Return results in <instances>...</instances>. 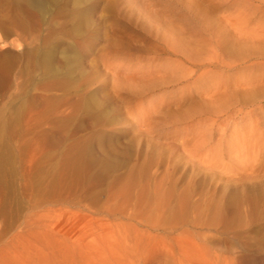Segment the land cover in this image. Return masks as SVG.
I'll return each mask as SVG.
<instances>
[{
  "label": "rangeland",
  "instance_id": "374dc122",
  "mask_svg": "<svg viewBox=\"0 0 264 264\" xmlns=\"http://www.w3.org/2000/svg\"><path fill=\"white\" fill-rule=\"evenodd\" d=\"M29 1L0 0V264H264V0Z\"/></svg>",
  "mask_w": 264,
  "mask_h": 264
},
{
  "label": "bare ground",
  "instance_id": "6f19581e",
  "mask_svg": "<svg viewBox=\"0 0 264 264\" xmlns=\"http://www.w3.org/2000/svg\"><path fill=\"white\" fill-rule=\"evenodd\" d=\"M32 1H33V3H37V4H39V5L41 4L40 6L45 5V4H42L40 1H37V0H31V2H32ZM41 1H42V0H41ZM29 2H30V1H29ZM31 2H30V3H31ZM35 7H38V6H35ZM44 7H45V6H44ZM253 32L255 33L256 31H253ZM254 33H253V34H254ZM256 34H257V33H256ZM258 34H261V33H258ZM262 34H263V33H262ZM260 36H262V35H260ZM47 59H48V58H47ZM43 60H44V59H43ZM49 67H50V66H49ZM251 79H253V78H251ZM242 81H243V80H242ZM245 81H246V79H245ZM247 81H248V80H247ZM255 81H256V80H255ZM238 83H242V82H241V81H240V82L238 81ZM238 83H237V87H241V89H243L242 87L244 86L245 83H247L246 85H248V84L253 85V84H254L253 82H251V83H250V82H244L243 84H239V85H243V86H239ZM252 83H253V84H252ZM233 84H234V83H233ZM223 85H224V84H223ZM233 86H234V85H233ZM254 86H255V85H254ZM254 86H253V87H254ZM223 87H224V86H222V89H223ZM237 87H236V88H237ZM253 87H251V90H252ZM263 87H264V85H263ZM226 88H227V87H226ZM232 88H233V87H232ZM247 88H250V86L247 87ZM261 88H262V87H261ZM227 89H228V88H227ZM238 89H239V88H237V90H238ZM263 89H264V88H263ZM218 90H221V89H218ZM225 90H226V89H225ZM233 90L236 91L235 88H234ZM245 90H246V88H245ZM249 90H250V89H249ZM249 90L247 89V91H249ZM207 91H208V90H207ZM216 91H217V90H216ZM230 91H231V90H230ZM240 91H241V90H240ZM240 91H239V92H240ZM236 92L238 93V91H236ZM236 92H233V93H231V94H234V93H236ZM241 92H242V91H241ZM243 92H244V90H243ZM261 92H262V90H261ZM208 93H209V92H208ZM208 93L205 92V94H208ZM237 93H236V94H237ZM244 93H245V92H244ZM211 94H212V90H211V92H210V94H209V99H211V98H210V95H211ZM216 94H217V92H216ZM218 94H219V91H218ZM231 94H230L229 96H231V98H233L234 96L232 97ZM240 94H243V93H240ZM246 94H247V93H246ZM213 96H215V95H213ZM213 96H212V98H213ZM222 96L224 97V95H220V98H221ZM229 96H228V97H229ZM255 96H256V95H255ZM223 97H222V98H223ZM231 98H229V99H231ZM239 98H240V97H239ZM247 98H248V97H247ZM218 99H219V98H218ZM233 99H235V98H233ZM233 99H232V100H233ZM236 99H237V98H236ZM219 101H220V100H219ZM224 101H225V100H224ZM230 101H231V100H230ZM221 102H222V101H221ZM227 102H228V101H227ZM216 105H217V104H216ZM216 105H215V106H216ZM220 105H221V104H220ZM224 105H226V104H224ZM222 107H223V106H222ZM218 109H219V106H218ZM216 110H217V108H216ZM216 110H215V111H216ZM217 111H218V110H217ZM217 111H216V112H217ZM225 114H226V113H225ZM258 121H259V120H258ZM253 122H254V121H253ZM254 123H256V120H255ZM254 123H252V124H254ZM260 123H261V121H260ZM250 124H251V123H249V125H248V123H247V126L249 127ZM208 125H209V124H207L206 126H208ZM206 126H204V127H206ZM209 126H210V125H209ZM244 126H245V125H244ZM258 126H262V125L258 124ZM202 127H203V126H202ZM202 127H201V128H202ZM242 127H243V125H242ZM245 127H246V126H245ZM252 127H253V126H251V129H253ZM236 128H238V126H237ZM246 128H247V127H246ZM254 128H255V127H254ZM262 128H263V127H262ZM262 128H261V127H260V129L257 128V131L261 132ZM203 129H204V130H203ZM203 129H200V131L202 130V132H203V131H204V132L206 131V132L209 133V131H207L208 129H206V128H203ZM234 129H235V128H234ZM196 130H197V129H196ZM212 130H213V128H212ZM246 130H247V132H245V134H247L248 132H249V133L251 132V130H250V131H249L248 129H246ZM263 130H264V129H263ZM200 131H199V133H200ZM222 131H223V130H222ZM222 131L220 132L221 134L224 133V131H223V133H222ZM236 131H237V129H236ZM204 132H203V135H204ZM206 132H205V133H206ZM213 132H214V131H213ZM234 132H235V131H234ZM252 132H253V131H252ZM255 132H256V130L254 131V133H255ZM257 133H258V132H257ZM262 133L264 134V132H261V135H262ZM200 134H201V135H200ZM200 134H199L200 137L196 134V135L198 136V137H197V138H198V142H197V140H196V142H195L196 144L194 143L195 145H197V143L199 144V138H201V137H202V138H203V137L206 138L205 136H206L207 134H205V136H202V133H200ZM245 134H244V135H245ZM250 134H251V133H250ZM252 134H253V133H252ZM255 134H256V133H255ZM255 134H254V136H255ZM259 134H260V133H259ZM234 135H235V134H234ZM236 135H237V133H236ZM236 135H235V136H236ZM240 135L242 136L243 134H239V136H240ZM247 135H248V137L251 136V137H249V138H251V139H249V138H246V139L250 140V141H249L250 143L253 142L254 140H252V139H254V136H253V135H249V134H247ZM256 135H257V134H256ZM261 135H260V136H261ZM263 136H264V135H263ZM263 136H261V137H263ZM210 137H211V136H210ZM236 137H237V136H236ZM245 137H246V135H245L244 137H241V139H242V138H245ZM252 137H253V138H252ZM207 138H208V137H207ZM258 138H259V136H258ZM195 139H196V137H194V140H195ZM210 139H211V138H210ZM263 139H264V137H263V138H260V140H262V141H263ZM194 140H193V142H194ZM206 140H207V139H206ZM234 140H235V139H234ZM234 140H233V142H232V141H229L230 143H228V146H229V144H231V143L234 144ZM236 140H240V138H239V139L236 138ZM236 140H235V141H236ZM251 140H252V141H251ZM256 140L258 141V139H256ZM260 140H259V141H260ZM220 141H221V140L216 139V142H218V145L216 144V145H217L216 147L221 146V143H222V142H220ZM240 141H241V140H240ZM242 141H243V140H242ZM259 141H258V142H259ZM262 141H260V142H262ZM193 142H191V144L188 143L190 147H191V145L193 144ZM210 142H211V141H210ZM219 142H220V143H219ZM237 142H238V141H237ZM246 142H247V140H246ZM258 142H255V143L257 144ZM238 143H239V142H238ZM242 143H243V142H242ZM242 143H239V144H242ZM194 144H193L192 147L195 146ZM201 144H204V143H201ZM201 144L199 145V147H201ZM205 144H206V143H205ZM207 144H208V142H207ZM226 144H227V143H226ZM232 144H231V145H232ZM243 144H245V142H244ZM246 144H248V143H246ZM263 144H264V143H263ZM186 146H187V145H186ZM197 146H198V145H197ZM204 146H205V145H204ZM206 146H207V145H206ZM206 146H205V147H206ZM228 146H227V147H228ZM187 147H188V146H187ZM190 147H188V148H190ZM192 147H191V148H192ZM199 147H197V150H198ZM202 147H203V146H202ZM202 147H201V148H202ZM205 147H203L204 149H203V148H202V149H203V150L208 149L207 147H206V149H205ZM221 147H222V146H221ZM252 147H253V146H252ZM255 147H256V145H255ZM219 148H220V147H219ZM225 148H226V146H225ZM225 148H223V150H224ZM231 148H232V147H231ZM231 148H230V150H233V149H234V147H233V149H231ZM240 148H241V147H240ZM249 148H250V147H248V150H249V152H250V149H252V148H250V149H249ZM259 148H261V147H259ZM221 149H222V148H221ZM246 149H247V148L244 149V147H243V149L241 150L242 152H241V151H240V152L243 153V151L246 150ZM253 149H254V148H253ZM253 149H252L251 154H253V151L255 150V149H254V150H253ZM199 150H200V149H199ZM199 150H198V151H199ZM212 150H213V149H212ZM212 150H211V151H212ZM214 150H215V149H214ZM248 150H246V153H248ZM193 151L195 152V150L192 149V150H191V154H192ZM198 151H197V152H198ZM215 151H218V150H215ZM234 151H235V150H234ZM234 151H233V152H234ZM236 151H237V150H236ZM236 151H235V152H236ZM194 152H193V153H194ZM197 152H196V154H197ZM202 152H203V151H202ZM220 152H221V151H220ZM220 152L218 151V152H215V153H214V151H213L212 154L214 153L213 155H215V154L217 155V154L219 153L220 155H222L221 153H222L223 151H222L221 153H220ZM233 152H232V153H233ZM240 152L238 151V152H236V153H240ZM200 153H201V152H200ZM203 153H204V152H203ZM205 153H206V154H204V155H207V154L209 155V153H207V152H205ZM243 154H244V153H243ZM243 154H242L241 156H243ZM248 154H249V153H248ZM202 155H203V154H202ZM202 155H201V157H203ZM208 155H207V156H208ZM213 155H212V156H213ZM220 155H217V157L220 156ZM254 155H255V154H253L252 156H254ZM256 155H257V154H256ZM256 155H255V156H256ZM191 156H192V155H191ZM193 156H194V154H193ZM195 156H199V154H198V155H195ZM195 156H194V157H195ZM207 156H206V157H207ZM222 156H223V155H222ZM241 156H240V158H239V159H240V163H239L240 166H241V163L245 162L243 158H242V159H243V162L241 161ZM209 157H210V155H209ZM209 157H207V158H209ZM214 157H216V156H214ZM214 157H213V158H214ZM223 157H224V156H223ZM232 157H233V156H232ZM244 157H245V154H244ZM203 158H204V159H202V158L198 159V161H200V163H201V161H202V162H205V161H204V160H205V157H203ZM207 158H206V164H210V163L212 162V160H211V162H209V161L207 162V160H208ZM245 158H246V157H245ZM251 158H252V157H251ZM256 158H257V157H256ZM192 159H197V158H192ZM209 159H210V158H209ZM217 159H218V158H217ZM217 159L215 158V160H216L215 162H217ZM219 159L221 160V157H219ZM219 159H218V160H219ZM246 159H247V158H246ZM246 159H245V160H246ZM223 160H224V159H223ZM251 160H252V159H251ZM253 160H254V158H253ZM253 160H252V161H253ZM255 160H256V159H255ZM230 161H231V162H229V163H232L234 160H233V161L230 160ZM249 161H250V160H249ZM215 162H214L213 164H215ZM238 162H239V160H238ZM238 162H237V164H238ZM253 162H255V161H253ZM219 163H222V162H219ZM219 163H218V164H219ZM206 164L204 163V166H205ZM213 164L211 163L210 166L213 167V166H214ZM225 164H226V163H225ZM247 164H248V163H247ZM249 164H250V162H249ZM202 165H203V163H202ZM219 165L221 166V164H219ZM219 165H217V167H215V166H216V165H215V166H214V167H215L214 169L218 170L217 168L220 167ZM222 165H223V164H222ZM226 165H227V166H233L234 164H233V165H231V164H230V165H229V164H226ZM226 165H225V166H226ZM239 165H237V166H239ZM244 165H245V164H244ZM244 165H243V166H244ZM251 165H252V164H251ZM208 166H209V165H207L206 167H208ZM234 166H235V165H234ZM240 166H239V167H240ZM243 166H242V167H243ZM247 166L250 167V165H247ZM247 166L245 165L244 167L247 168ZM254 166H256V165H254ZM254 166H251V167L253 168ZM242 167H240V169H242ZM229 168H230V167H229ZM252 168L250 169V171H251V170L254 171ZM255 168H256V167H255ZM255 168H254V169H255ZM210 169H211V168H210ZM212 169H213V168H212ZM222 169H223V172L226 173V171H227V170H225L226 168H222ZM230 169H232V168H230ZM240 169H239V170H240ZM256 169H257V168H256ZM256 169H255V170H256ZM220 170H221V169L219 168V171H218V172H220V174H221L222 172H221ZM224 170H225V171H224ZM243 170L245 171V168H244ZM240 171H241V170H240ZM240 171H239V173H240ZM246 173H248V171H247ZM249 173H250V172H249ZM249 173H248V174H249ZM258 173H259L258 175L255 174V175H256L255 177H256L257 179L259 178V179L261 180L260 177H257V176H260L261 173H260V172H258ZM211 174H212V173H211ZM227 174H230V173H227ZM227 174H226V175H227ZM241 174H242V176H243V174H245V173H241ZM241 174H238L239 177L237 176L239 180H242V177H241V179H240ZM248 174H247V175H248ZM231 175H232V174H231ZM231 175H228V176L231 177ZM233 175H234V174H233ZM235 175H237V174H235ZM235 175H234V176H235ZM245 175H246V174H245ZM262 175H264V173H262ZM252 176H253V179H252V177L250 176V174H249V177H248V176H247V177L244 176V177H246L247 179L251 177L250 180H249V181H251V182L248 181V184H249V183L251 184V183L254 182V181L256 182V180H255L256 178L254 179V175H252ZM220 177H222V176L220 175ZM225 177H227V176H225ZM225 177H224V178H225ZM244 177H243V178H244ZM232 178H233V177H231V178L228 177V179H232ZM235 178H236V176H235ZM222 179H223V177H222ZM251 179L254 180V181H252ZM259 179H258V180H259ZM262 179H263V177H262ZM232 180H234V179H232ZM243 180H244V179H243ZM220 181H221V179H220ZM222 181H223V180H222ZM230 181H231V180H228V181H227V180L225 179V182H230ZM235 181H236V179H235ZM235 181H234L233 184H235ZM232 182H233V181H232ZM238 182H239V181H236V183H238ZM245 182H246V180H244V182H242V183H245ZM263 182H264V179H263ZM263 182H262V180H261V181H258V185H259L260 187H262V186L264 185ZM221 183H224V182H221ZM239 183H240V182H239ZM239 183H238V184H239ZM224 184H225V183H224ZM224 184H222V185H224ZM228 184H229V183H228ZM228 184L226 183L225 186L228 185ZM231 184H232V183H231ZM248 184H247V182H246V186H247ZM255 184H257V183H255ZM241 185H242V187L245 186V184H244V185H243V184H240V186H241ZM251 185H252V184H251ZM192 186H193V185H192ZM235 186L239 188V185L237 186V184H235ZM235 186H233V187H231V188L238 190V188H234ZM223 187H224V186H223ZM226 187H227V186H226ZM226 187H225V188H226ZM242 187H240V188H242ZM247 187H248V186H247ZM250 187H251V186H250ZM252 187H253V185H252ZM252 187H251V188H252ZM172 188H173V187H172ZM191 188H192V187H191ZM240 188H239V191H240ZM242 189H244V188H242ZM249 189H250V188H249ZM223 190H224V189H223ZM231 190H232V189H231ZM244 190H245V189H244ZM246 190H247V188H246ZM251 190H252V189H251ZM221 191H222V190H221ZM232 191H234V190H232ZM232 191H231V192H232ZM241 191L243 192V190H241ZM185 192H186V191H185ZM227 192H228V191H227ZM234 192H235V191H234ZM244 192H246V191H244ZM186 193H187V192H186ZM188 193H189V191H188ZM188 193H187V194H188ZM239 193H241V192H239ZM251 193H252V192H251ZM175 194H176V193H175ZM183 194H184V193H183ZM187 194H186V195H187ZM235 194H236V193H234V195H235ZM253 194H254V193H253ZM186 195H182V197H183V196H186ZM232 195H233V194H232ZM261 195H262V194H261ZM148 196H150V195H148ZM190 196H191V195H190ZM193 196H194V195H193ZM221 196H222V195H221ZM221 196H220V197H221ZM251 196H252V195H251ZM233 197H234V196H233ZM233 197H232V198H233ZM237 197H238V195H237ZM240 197H241V196H240ZM262 197H263V196H262ZM228 198H229V196H228ZM241 198H243V197H241ZM146 199H147V198H146ZM153 199H154V198H153ZM168 199H169V198H168ZM189 199H190V198H189ZM239 199H240V198H239ZM228 200H229V199H228ZM217 201H218V200H217ZM217 201H216L215 203H217ZM218 202H220V200H219ZM241 203H242V202H241ZM174 204H175V202H174ZM243 204H244V203H243ZM250 204H251V203H250ZM169 205H170V204H169ZM156 206H157V204H156ZM158 206H159V205H158ZM167 206H168V205H167ZM195 206H196V205H195ZM195 206H194V207H195ZM149 207H150V205H149ZM186 207H187V206H186ZM152 208H154V207H152ZM166 208H167V207H166ZM221 210H222V209H221ZM244 212H245V211H244ZM221 214H222V213H221ZM220 216H221V215H220ZM187 217H189V216H187ZM202 217H203V216H202ZM219 218H221V217H219ZM213 219H214V218H213ZM213 219H212V220H213ZM201 222H202V221H201Z\"/></svg>",
  "mask_w": 264,
  "mask_h": 264
}]
</instances>
